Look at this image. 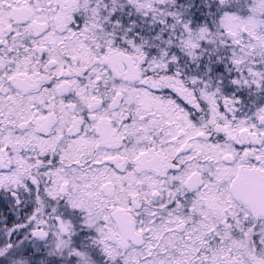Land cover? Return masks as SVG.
<instances>
[{"label": "snow or ice", "instance_id": "obj_1", "mask_svg": "<svg viewBox=\"0 0 264 264\" xmlns=\"http://www.w3.org/2000/svg\"><path fill=\"white\" fill-rule=\"evenodd\" d=\"M0 264H264V0H0Z\"/></svg>", "mask_w": 264, "mask_h": 264}]
</instances>
